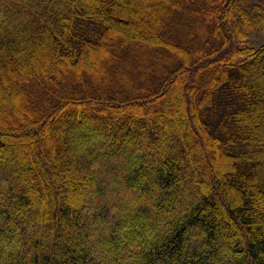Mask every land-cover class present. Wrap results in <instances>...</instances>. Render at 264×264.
<instances>
[{"label": "trees", "instance_id": "16d2710c", "mask_svg": "<svg viewBox=\"0 0 264 264\" xmlns=\"http://www.w3.org/2000/svg\"><path fill=\"white\" fill-rule=\"evenodd\" d=\"M264 0H0V264H264Z\"/></svg>", "mask_w": 264, "mask_h": 264}, {"label": "rangeland", "instance_id": "374dc122", "mask_svg": "<svg viewBox=\"0 0 264 264\" xmlns=\"http://www.w3.org/2000/svg\"><path fill=\"white\" fill-rule=\"evenodd\" d=\"M264 40V27L255 29L248 34V42L258 44Z\"/></svg>", "mask_w": 264, "mask_h": 264}]
</instances>
